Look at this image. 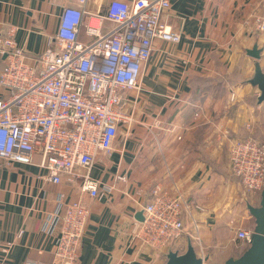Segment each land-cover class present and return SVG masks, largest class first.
Here are the masks:
<instances>
[{
    "label": "crops",
    "instance_id": "0c3cea01",
    "mask_svg": "<svg viewBox=\"0 0 264 264\" xmlns=\"http://www.w3.org/2000/svg\"><path fill=\"white\" fill-rule=\"evenodd\" d=\"M65 1L0 0V34L14 28L17 43L36 55L54 35ZM109 1L88 0L87 6L97 10ZM169 1L161 18L180 39L153 41L140 90L125 94L131 120L120 127L111 155L99 152L91 170L109 190L90 199L67 180H45L36 163L8 165L0 158V242L11 243L5 264H61L54 253L57 232L40 229L60 195L90 201L75 264H163L166 251L142 247L133 234L136 214L155 185L180 193L187 205L179 251L190 233L209 264L242 253L234 232L253 224L246 205L257 201L231 173L228 148L254 132L264 138V102L246 81L254 63L246 49L255 42L264 70V32L257 28L264 2ZM4 64L0 55V70Z\"/></svg>",
    "mask_w": 264,
    "mask_h": 264
},
{
    "label": "built area",
    "instance_id": "2783aa9c",
    "mask_svg": "<svg viewBox=\"0 0 264 264\" xmlns=\"http://www.w3.org/2000/svg\"><path fill=\"white\" fill-rule=\"evenodd\" d=\"M87 4L88 0H66L54 35L34 56L17 43L14 28L0 34L5 61L0 70V158L8 165L36 163L45 180H67L94 199L101 189H110L91 176L97 154L110 156L120 127L131 120L125 94L140 90L153 41L176 42L180 33L162 21L169 0H110L97 10ZM257 28L264 32V17ZM228 159L243 190L259 201L264 143L253 137L234 139ZM150 195L141 205L143 221L134 237L154 252L164 253L168 246L179 250L187 210L182 195L159 185ZM82 197L66 200L60 195L55 208L42 218L44 233L57 232L54 253L61 264H75L79 258L90 211V201ZM252 228L253 224L235 229L241 252L250 243ZM10 247L0 242V264H5ZM199 254L204 255L202 250Z\"/></svg>",
    "mask_w": 264,
    "mask_h": 264
},
{
    "label": "water",
    "instance_id": "95a60500",
    "mask_svg": "<svg viewBox=\"0 0 264 264\" xmlns=\"http://www.w3.org/2000/svg\"><path fill=\"white\" fill-rule=\"evenodd\" d=\"M261 47L255 42L251 48L246 49V54L253 58V73L246 81L259 91L257 100L264 102V70L259 59ZM247 210L253 218V231L248 247L237 257H228L220 264H264V188L260 191L258 204L247 203ZM138 221H143L142 210L136 214ZM209 260L207 255H201L196 251L190 238L187 239L183 251L168 246L164 253L163 264H205Z\"/></svg>",
    "mask_w": 264,
    "mask_h": 264
},
{
    "label": "trees",
    "instance_id": "16d2710c",
    "mask_svg": "<svg viewBox=\"0 0 264 264\" xmlns=\"http://www.w3.org/2000/svg\"><path fill=\"white\" fill-rule=\"evenodd\" d=\"M247 136H252V137L255 138L258 142H260V143H264V138L259 137V135H258L256 132H254L253 135H245V136H242V137H240V138H238V139H243V138H245V137H247ZM256 204H258V201L256 202ZM256 204H255V205H256Z\"/></svg>",
    "mask_w": 264,
    "mask_h": 264
},
{
    "label": "rangeland",
    "instance_id": "374dc122",
    "mask_svg": "<svg viewBox=\"0 0 264 264\" xmlns=\"http://www.w3.org/2000/svg\"><path fill=\"white\" fill-rule=\"evenodd\" d=\"M247 137H252V136H247ZM182 237H183V236H182ZM182 237H181V238H182ZM233 237H234V236H233Z\"/></svg>",
    "mask_w": 264,
    "mask_h": 264
}]
</instances>
